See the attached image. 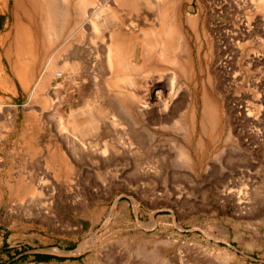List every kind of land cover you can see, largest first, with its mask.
<instances>
[{"label":"rangeland","instance_id":"374dc122","mask_svg":"<svg viewBox=\"0 0 264 264\" xmlns=\"http://www.w3.org/2000/svg\"><path fill=\"white\" fill-rule=\"evenodd\" d=\"M258 1L177 0L184 44L150 74L143 114L131 112L122 131L102 96L130 108L117 89L146 70L112 82L99 40L98 53L79 36L85 62L69 64L61 14L34 0L19 2L25 47L14 0H0V264H264ZM125 8L109 0L103 32ZM165 107L177 115L158 122ZM72 108L84 120L77 130Z\"/></svg>","mask_w":264,"mask_h":264},{"label":"bare ground","instance_id":"6f19581e","mask_svg":"<svg viewBox=\"0 0 264 264\" xmlns=\"http://www.w3.org/2000/svg\"><path fill=\"white\" fill-rule=\"evenodd\" d=\"M20 1H22V0H14V4H15L14 6H15V9L17 11L16 20L19 22V24L22 23L21 12L25 11L24 10L25 4L19 3ZM34 1L35 2L37 1L36 3H39V4L41 2L46 4L47 15L53 14L52 15L54 17L53 19L57 18V17H55V15H56V14H54L55 12L61 14L59 16L60 18H59L58 22L60 25V30H61V28L62 29L65 28L67 31V41L69 43L68 46L70 48L69 54H68L69 55V64H71V65L77 64L80 66V65H82L81 63L85 62L84 60H82L83 58L81 59L80 56H78L81 49L78 46H77L78 48L73 46L74 42H76L77 37L79 36L83 39L88 38L89 39V40L87 39L89 41L88 43L90 44V46L92 45V47H95V43L99 40V44H100L99 49L102 52H103V50L104 51L106 50V60H104V61L107 63V64H105V65H107L106 69H108V74L111 76V77L110 76L109 77H110V79L113 80L112 82L117 81V83L121 82V84H122V82L127 79L128 75L131 74V72H133V70H135V69H138L141 71L146 70L143 73V75L141 76V79H142L141 81H139V80L137 81L136 79L133 78L134 82L133 83L131 82L132 83L130 86L131 90L124 89V88H123L124 89L123 90L121 87H120L121 89H117L118 93L126 96V99L129 102H131V103H129L131 105L130 108H127L126 106L124 107L125 104L124 105L120 104L119 103L120 100L118 102L116 100H114L113 97H111V95L109 93H104V95L102 96V98L104 99L103 100L104 102L103 103L101 102V103L105 104L106 107H108V109H110L113 112L112 116L109 117L110 123L115 124L114 122H116V119L119 117V120L121 119V123H118V122L117 123L121 124V127L119 125L120 129L122 131L129 129L131 127L130 126V119H129L130 118L129 116H132L131 112L143 114V112L141 111V107L143 108L145 105L142 104V98H143L142 90L144 91L145 87L151 85L152 80H149V77L151 76L150 74L152 72H155V73L161 72L167 66V64L172 62V61H168V60H170V58L168 57L169 53L172 51L175 54V52H177L178 49L179 50L181 49V44H184V41H182V39L180 40L181 31H182L183 26L181 24V20L178 16V13L176 12L177 9H176L175 2L177 0H114L118 4H121V6L127 7L125 9H127L128 12L126 13L125 19L122 20V22L120 21V22L114 24L115 26L113 25V27L109 28L108 32H105V31L103 32V30L105 28H102V23H103V25L106 24V23H104L105 22V15L103 14V12L106 8L109 7V0H34ZM257 5L260 8H264V0H259ZM122 8H124V7H122ZM17 9H19V11ZM107 10H109V9H107ZM149 11H154V13H152V12L150 13ZM50 13H52V14H50ZM26 14H27L28 18L31 17L30 16L31 14H28V13H26ZM23 17H24V15H23ZM91 25H92V27H91ZM157 26H159V28ZM24 28H25V25H24ZM27 28L24 29L25 35H22L21 32L19 33L21 35V37H23V39H24L23 44L26 45L25 47H27V43L30 42V38H31V34ZM88 28L91 29L90 33H87L88 32L87 30H89ZM156 28H158V29H156ZM162 35H164V36H162ZM151 37H153V38L150 39ZM18 47H19V45H18ZM156 47H160V50H158L159 51L158 54L151 52V50L156 48ZM84 48L85 47H83L82 49H84ZM92 49H89V50L91 51ZM94 49L96 52H98L97 51L98 48L96 49V47H95ZM100 50H99V52H100ZM166 52L168 53V55H166L167 54ZM88 53H91V52H88ZM104 54H105V52H104ZM91 55H93V53ZM20 56H22V55H20ZM89 56H90V54H89ZM173 56H174V58H173ZM173 56L171 57V59L173 58L174 61L177 63L180 62V60L178 58H176L175 55H173ZM90 57H92V56H90ZM95 57H97V56H95ZM94 59H96V58H94ZM103 59H105V56ZM153 59H157V61L154 62ZM91 60H92V62L95 61L93 59H91ZM174 61H173V63H174ZM23 65L25 66V64H23ZM177 65H181L182 67L185 66V65H182L180 63H178ZM87 66H89V65H87ZM90 66H91V64H90ZM99 66H101V65H99ZM102 66L104 67L103 64H102ZM19 67H21V66H19ZM96 67H98V65ZM20 71L25 72V69L20 70ZM18 74H19V72H18ZM104 75H106V74H104ZM128 79H129V77H128ZM129 81H127V82H129ZM96 82H97V80H96ZM110 84L112 85V83H110ZM111 85H110V87H111ZM124 85L126 86L125 82H124ZM97 93H99V92L97 91ZM158 93H159V90H156L155 95H157ZM157 97H158V95H157ZM84 99H86V98H84ZM84 99H83V101H84ZM83 101L81 103H85V101H87V100H85L84 102ZM120 102H122V101H120ZM83 105H85V104H83ZM186 106H187V104H186ZM132 107H133V109H131ZM167 107L160 110L159 111L160 114L157 113L158 114V119H157L158 122H161V123H164V122L167 123L168 122L169 123V121L174 119V117L177 115L176 112L178 110L173 111V108L167 110L166 109ZM81 108L83 111L84 107L82 106ZM81 108H80V110H81ZM86 110H88V108ZM137 110L141 111V112H138ZM78 111H79V109L77 110V108L76 109L72 108L70 111L71 112L70 114L72 116L71 118L73 119L72 124H73L74 129H76L77 127L80 128L82 125H80V127H79V124H81L82 121L84 122V120L78 121L79 120L78 119ZM151 111L149 113H151ZM114 113H115V115H114ZM153 113H154V111H153ZM185 114H186V112L184 111L183 115L185 116ZM114 116H117V118ZM76 119H78V120L76 121ZM89 119H91V118H88V120ZM94 119H95V117H94ZM88 120H87V122H88ZM105 121L108 122L109 120L106 119ZM133 121H134V119H133ZM163 126L166 127V125H164V124H163ZM93 129H95V128H93ZM129 130H131V129H129ZM82 131H83V129H82ZM132 131H133V129H132ZM76 132H78V131H76ZM147 132H148V130H147ZM73 133H74V131H73ZM144 133H146V132H144ZM73 139H75V138H73ZM123 140H124V138H123ZM130 144L128 147H130ZM127 145H128V143H127ZM102 146H103V144H102ZM99 148L100 147H98V149ZM100 149H102V148H100ZM99 153L101 154V152H99Z\"/></svg>","mask_w":264,"mask_h":264}]
</instances>
